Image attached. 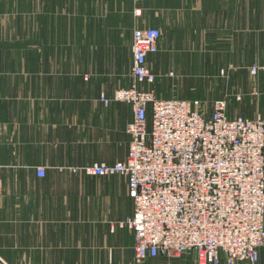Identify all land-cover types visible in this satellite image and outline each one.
Instances as JSON below:
<instances>
[{
    "label": "crops",
    "instance_id": "crops-1",
    "mask_svg": "<svg viewBox=\"0 0 264 264\" xmlns=\"http://www.w3.org/2000/svg\"><path fill=\"white\" fill-rule=\"evenodd\" d=\"M24 5L22 61L0 48L11 59L0 60V261L135 264V235L118 225L135 208L127 178L70 170L127 158L134 111L114 95L132 86L133 33L162 32L148 56L157 80L143 85L159 98L201 99L211 117L214 101L230 90L229 118L264 117V72L251 73L264 65V0ZM195 85L214 89L195 92ZM185 254L195 257L158 255L144 264H196V252ZM263 254L264 246L256 264Z\"/></svg>",
    "mask_w": 264,
    "mask_h": 264
},
{
    "label": "built area",
    "instance_id": "built-area-1",
    "mask_svg": "<svg viewBox=\"0 0 264 264\" xmlns=\"http://www.w3.org/2000/svg\"><path fill=\"white\" fill-rule=\"evenodd\" d=\"M161 36L158 28L135 29L132 86L114 95L134 111L127 158L70 170L127 178L135 208L118 225L134 232L135 264L192 251L198 264L255 263L264 246V117L229 118L222 98L207 117L199 99H162L145 88L157 80L148 56Z\"/></svg>",
    "mask_w": 264,
    "mask_h": 264
},
{
    "label": "rangeland",
    "instance_id": "rangeland-1",
    "mask_svg": "<svg viewBox=\"0 0 264 264\" xmlns=\"http://www.w3.org/2000/svg\"><path fill=\"white\" fill-rule=\"evenodd\" d=\"M45 3L48 4V1H45ZM24 4H25V0H0V48L3 47L9 51L12 50L13 52L7 55L11 57L12 60L14 61H19V60L22 61V57H23L22 47L25 44H28L25 41V37H24V16L28 7H26ZM49 24L51 25V22H49ZM5 58H6L5 56L2 57L0 56V60L3 59L5 60ZM7 59L11 60L9 58H6V60ZM253 67H261V70H259L258 73L255 74L256 76L259 73L264 72V65H255ZM224 71H225L224 76H226L227 71L226 70ZM192 88L194 89L195 92L200 91L201 89H208L209 91L214 89V87H210V86L201 87L199 85H195ZM230 94H231L230 90L225 91L222 99H226V100L227 98L229 99L231 97ZM206 105L208 107V104ZM227 107H228V101H227ZM187 257H195V256L185 254L182 255V257L180 256L172 259L166 257V259L176 262L187 259ZM262 257H264V254L262 255ZM257 262L255 263L250 262V263L256 264ZM14 263L16 264V261ZM0 264H3V262L0 261ZM18 264H30V262L20 261ZM32 264H36V263L33 262ZM196 264H198L197 259H196Z\"/></svg>",
    "mask_w": 264,
    "mask_h": 264
}]
</instances>
